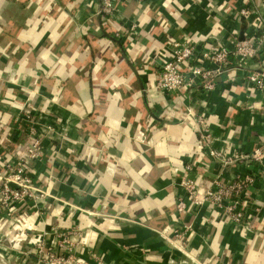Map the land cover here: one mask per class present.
Segmentation results:
<instances>
[{"label":"crops","instance_id":"obj_1","mask_svg":"<svg viewBox=\"0 0 264 264\" xmlns=\"http://www.w3.org/2000/svg\"><path fill=\"white\" fill-rule=\"evenodd\" d=\"M101 1L0 0V123L9 136L0 147L18 162L33 128L43 153L27 165L50 192L38 206L0 200L11 264H45L33 240L53 245L61 233L93 264H182L166 241L178 234L200 264H264V159L224 171L185 117L190 105L208 118L216 148L251 154L264 142V92L247 73L264 67V49L248 64L233 59L208 93L199 84L178 94L148 87L171 41L231 45L233 31H260L264 0H125L107 18ZM184 163L204 191L219 176L253 175L230 199L244 221L189 198L179 184ZM15 220L7 234L3 223Z\"/></svg>","mask_w":264,"mask_h":264},{"label":"built area","instance_id":"obj_2","mask_svg":"<svg viewBox=\"0 0 264 264\" xmlns=\"http://www.w3.org/2000/svg\"><path fill=\"white\" fill-rule=\"evenodd\" d=\"M125 0H102L100 13L104 18L111 17L118 9V6ZM243 15H251V9L240 10ZM260 31L252 35L239 37L236 31L230 36L231 45L212 44L202 45L197 40L181 39L171 41L169 55H165L160 62V69L157 77L150 81L149 88H156L163 93H181V91L192 90L197 84L201 86L204 93L215 89L218 77L226 69V66L235 59L238 64L251 63L264 49V24H258ZM247 80L264 92V67L259 70L252 69L247 73ZM185 117L193 120L194 127L200 135L202 145L211 156L222 163L224 171L229 165L247 160L264 159V142L261 143L251 154L242 152H226L214 146V135L209 126L205 114H196L193 108L188 105L185 109ZM25 120H29L25 118ZM30 142L25 157L22 155L18 162H13L8 154L3 153L0 147V200L5 207H13L18 203L33 202L36 206L42 202L50 192L36 184L28 168L29 159L41 157L42 142L36 136L35 130L30 128ZM8 135H11V127H8ZM9 136H2V124L0 123V145L8 140ZM187 169L190 164L184 163L179 182L189 198L196 204H202L205 200L211 202L216 208L223 209L224 217L228 220L242 223L246 217L244 210L239 208L238 201H230L234 196L241 193L249 184L254 182V176L247 174L244 177H234L224 181L219 176L213 186L215 189L207 188L204 191L196 180L189 177ZM177 213L185 212L186 201L181 198L176 204ZM66 233H61V240L53 245H46L43 238L33 240L36 248V256L39 262L45 264H93L82 256L76 255L73 248V240ZM179 235V234H178ZM171 238L172 242L179 248L182 237ZM178 239V240H177ZM63 248L64 253L56 251V247Z\"/></svg>","mask_w":264,"mask_h":264},{"label":"rangeland","instance_id":"obj_3","mask_svg":"<svg viewBox=\"0 0 264 264\" xmlns=\"http://www.w3.org/2000/svg\"><path fill=\"white\" fill-rule=\"evenodd\" d=\"M8 221L9 220H7V223H8ZM16 221V222H15ZM15 221H12V222H9L10 224H7L6 222L5 223H3V226H8V228L9 229H6V233L8 234H10L11 233V230H13V228H14V226L16 225V223H17V220H15ZM3 237H4V235H3ZM12 238V237H11ZM11 238H3V240H2V235L0 236V249H1V251L2 252H4V253H8L7 254V256L6 255H4V254H2L1 252H0V254L2 255V257L6 260V263L5 264H11V262H10V259L12 258H14V256H10V252H11V247H10V245H12L13 243H12V241H11ZM1 245H2V247H1ZM14 253L15 252H13V254L12 255H14ZM2 264H4V263H2Z\"/></svg>","mask_w":264,"mask_h":264},{"label":"water","instance_id":"obj_4","mask_svg":"<svg viewBox=\"0 0 264 264\" xmlns=\"http://www.w3.org/2000/svg\"><path fill=\"white\" fill-rule=\"evenodd\" d=\"M166 241L173 249L179 250L181 252V257L178 260L180 263H182V264H186V263L200 264L196 259L189 256L185 251L181 250L178 246H176L171 240H166ZM171 261L174 262L173 259H171ZM2 263L5 264L6 260L0 254V264H2Z\"/></svg>","mask_w":264,"mask_h":264}]
</instances>
